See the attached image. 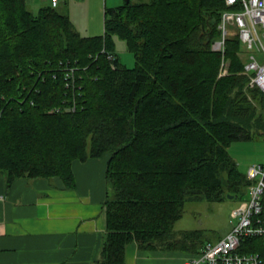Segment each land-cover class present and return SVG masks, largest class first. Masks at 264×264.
I'll return each mask as SVG.
<instances>
[{"label":"trees","instance_id":"obj_1","mask_svg":"<svg viewBox=\"0 0 264 264\" xmlns=\"http://www.w3.org/2000/svg\"><path fill=\"white\" fill-rule=\"evenodd\" d=\"M226 7L125 0L105 7L104 33L86 36L58 6L35 14L27 0H0V173L8 186L59 176L74 187V161L108 155L114 195L95 264H127L128 244L155 248L187 202L252 183L229 147L264 137V92L248 86L238 35L213 48Z\"/></svg>","mask_w":264,"mask_h":264},{"label":"crops","instance_id":"obj_2","mask_svg":"<svg viewBox=\"0 0 264 264\" xmlns=\"http://www.w3.org/2000/svg\"><path fill=\"white\" fill-rule=\"evenodd\" d=\"M31 2L35 9L52 5ZM89 29L86 36L96 35ZM73 170L74 187L59 176L20 178L8 186L0 173V264H95L102 257L111 195L107 161L76 160ZM160 258L135 241L126 249L127 264H157Z\"/></svg>","mask_w":264,"mask_h":264},{"label":"built area","instance_id":"obj_3","mask_svg":"<svg viewBox=\"0 0 264 264\" xmlns=\"http://www.w3.org/2000/svg\"><path fill=\"white\" fill-rule=\"evenodd\" d=\"M60 0H52L58 6ZM221 38L213 48L224 52L226 41L238 35L243 44L244 73L248 86L264 92V0H225ZM250 199L231 213L233 227L221 240L204 245L179 264H264V164H254L247 173Z\"/></svg>","mask_w":264,"mask_h":264},{"label":"rangeland","instance_id":"obj_4","mask_svg":"<svg viewBox=\"0 0 264 264\" xmlns=\"http://www.w3.org/2000/svg\"><path fill=\"white\" fill-rule=\"evenodd\" d=\"M49 2L50 0H44L43 4ZM124 2L125 0H60L58 8L70 14L72 21L83 35L90 34L87 32L89 27V31L99 35L97 33H104L105 7L111 8ZM27 4L35 14H39L41 8H32L31 0H27ZM115 41L120 62L133 67L136 63L135 54L128 48L126 40L115 36ZM229 150L238 162L240 171L245 174L248 173L250 166L264 164V137L262 136L234 141ZM102 158L108 161V155ZM250 190L248 185L243 193L233 198L227 194L222 200L211 201L204 198L187 202L182 216L172 227V235L155 248L145 249L153 250L161 255V258L157 259V264H173L174 261L181 262L194 254L189 247L200 250L206 244L218 242L231 231L234 225L231 220L232 210L250 199ZM110 194V197H113V189Z\"/></svg>","mask_w":264,"mask_h":264},{"label":"water","instance_id":"obj_5","mask_svg":"<svg viewBox=\"0 0 264 264\" xmlns=\"http://www.w3.org/2000/svg\"><path fill=\"white\" fill-rule=\"evenodd\" d=\"M127 1H129V0H127ZM229 197H232L233 198V197H235V195L229 194Z\"/></svg>","mask_w":264,"mask_h":264},{"label":"bare ground","instance_id":"obj_6","mask_svg":"<svg viewBox=\"0 0 264 264\" xmlns=\"http://www.w3.org/2000/svg\"><path fill=\"white\" fill-rule=\"evenodd\" d=\"M243 55V54H242ZM250 88V87H249ZM248 90H250V89H248ZM68 105V104H67Z\"/></svg>","mask_w":264,"mask_h":264}]
</instances>
